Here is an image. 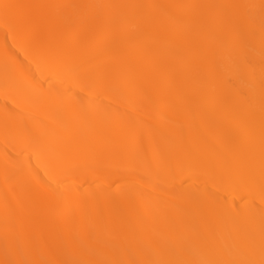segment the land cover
<instances>
[{
    "label": "bare ground",
    "instance_id": "obj_1",
    "mask_svg": "<svg viewBox=\"0 0 264 264\" xmlns=\"http://www.w3.org/2000/svg\"><path fill=\"white\" fill-rule=\"evenodd\" d=\"M55 261L264 264V0H0V264Z\"/></svg>",
    "mask_w": 264,
    "mask_h": 264
},
{
    "label": "rangeland",
    "instance_id": "obj_2",
    "mask_svg": "<svg viewBox=\"0 0 264 264\" xmlns=\"http://www.w3.org/2000/svg\"><path fill=\"white\" fill-rule=\"evenodd\" d=\"M58 246H60L58 243H55L53 246H52V248H51V255H54L56 252H57V248H58ZM55 258V257H54ZM53 261H54V259H53ZM49 264H57L56 263V261H55V263H51V262H49Z\"/></svg>",
    "mask_w": 264,
    "mask_h": 264
}]
</instances>
